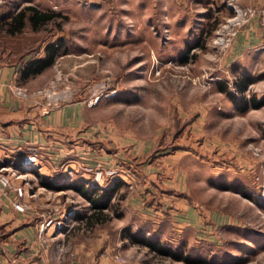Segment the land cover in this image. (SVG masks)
Masks as SVG:
<instances>
[{"label": "rangeland", "instance_id": "obj_1", "mask_svg": "<svg viewBox=\"0 0 264 264\" xmlns=\"http://www.w3.org/2000/svg\"><path fill=\"white\" fill-rule=\"evenodd\" d=\"M19 1L6 0L3 9L14 11ZM49 6L64 11L57 0H50ZM231 15L228 0H66L60 31L54 32L50 24L45 31L26 30L12 38L0 33V67L18 64L25 55H40L42 41L63 36L66 57H57L46 74L15 86L40 90L33 98L48 107L64 102L85 106L84 165H103L93 160L99 147L129 146L143 153L145 161L166 155L165 165L177 169L185 198L235 218L245 215L244 230L255 234L264 226V122L236 110L218 90L221 84L234 92L238 81L224 73V56L231 45L224 47L219 41ZM244 92L256 100L264 98V90L257 94L246 87ZM82 165L75 168L82 171ZM26 167L22 179L31 184L35 169ZM51 173L57 174V182L81 179L60 166ZM173 175L167 174L168 179ZM132 177L133 184L141 180ZM36 183L34 193L50 204L45 208L72 211L73 225L60 235L68 250L58 261L103 264L100 256L107 262L119 252L129 262L161 263L146 247L122 238L124 228L135 231V225L113 216L125 208L128 187L117 190L111 208L87 220L92 210L78 193L54 195ZM214 248L207 256L221 263L224 251ZM260 260L258 264H264V256Z\"/></svg>", "mask_w": 264, "mask_h": 264}, {"label": "crops", "instance_id": "obj_2", "mask_svg": "<svg viewBox=\"0 0 264 264\" xmlns=\"http://www.w3.org/2000/svg\"><path fill=\"white\" fill-rule=\"evenodd\" d=\"M57 1L62 7L60 9L64 10L60 12L66 15V0ZM49 2L50 0H20L19 4H45L46 9H54L49 6ZM5 3L6 0H0V6ZM238 3L258 9L264 0H238ZM263 47L264 29L258 25L257 17H253L239 29L224 56V73L228 78L247 77L251 80L247 84L249 91L257 94L264 90ZM64 57L66 51L58 56L60 59ZM16 70L17 66L13 64L0 67V165L7 161L19 164L28 148L35 147L39 154L40 169H45V172H38L43 178L57 182V174L54 176L51 172L60 166L65 171L74 168L81 179L87 181V174L75 168L76 165L80 166V162L85 163L82 159L87 158L85 155L88 153L84 128L85 106L79 102H64L48 107L44 102L34 99V96H17L14 91ZM47 71L48 68L37 76L46 74ZM263 111L262 105L258 108H248L244 112L245 115H254L255 119L264 122V118H260ZM253 112L254 114H251ZM259 112H262L261 115ZM115 149L106 150L99 147L93 160L99 159L103 166L117 168L119 172L113 180H121L123 186L128 187L125 208L120 217L127 225H135V230L141 229L147 235L153 233L172 244L181 243L185 248L196 247L200 251L208 249L210 252L207 254H212L211 249L214 247L223 249L225 257L242 258V264H258V261H261L260 258L264 256V226L260 232L249 233L244 230L245 215L235 218L226 212L208 209L201 202L189 201L184 197L185 188L179 177L177 178V169L165 165L168 161L166 155H160L153 161H145L143 153L137 154L133 148L129 149V146L125 149L120 146ZM133 164L136 166L132 171L136 174L131 172ZM167 174L174 175L168 179ZM132 175L141 180H136L138 183L133 184L136 178ZM36 181V177L30 180L31 185L18 178L12 180L11 188L0 189V264H8L13 259L28 264H66L63 260L53 258L54 249L61 242L60 235L66 231L58 233L53 227H48L43 240L37 236V224L49 211L45 207L50 204L39 195L33 198H18L14 190L17 186L34 190ZM130 182L131 186L128 184ZM41 188L54 195L66 191L51 190L43 186ZM14 201L21 202L26 209L16 210L13 207ZM254 220L263 223L257 216ZM221 228L223 232L219 231ZM156 256L160 264H184ZM105 260L104 256H100L98 261L108 264L109 261ZM71 262L73 261L69 263ZM129 263L150 264L136 260Z\"/></svg>", "mask_w": 264, "mask_h": 264}, {"label": "trees", "instance_id": "obj_3", "mask_svg": "<svg viewBox=\"0 0 264 264\" xmlns=\"http://www.w3.org/2000/svg\"><path fill=\"white\" fill-rule=\"evenodd\" d=\"M5 4L0 6V33L5 37H15L24 33L26 30L30 32H42L45 28L52 24L56 30H61V21L66 20V15L60 11H54L52 9H41L33 4H24L14 11L5 10ZM54 35V34H52ZM44 40V39H43ZM44 44L42 47V54L37 56L25 55L17 66V78L18 84H23L29 78H32L40 74L45 69L52 66L55 59L61 54L65 53L64 38L63 36H57L51 40L42 41ZM185 58L182 60L184 61ZM11 65V64H10ZM250 79L243 76L234 82V92L229 90L224 85H218V90L223 92L228 100L233 104L234 108L238 111H245L248 108H258L264 105V98L256 100L254 95L246 97L244 91L247 84L250 83ZM35 177L38 180V184L51 190H72L83 197L91 207V212L86 217L87 220H91L93 215H99L104 210L112 207L111 199L117 190L124 185L121 180H114L111 184L100 187L95 184H89L82 179L79 180H66L53 182L51 179L43 178L40 174L33 170ZM115 210V209H114ZM122 213L113 214L114 217H121ZM144 229V228H143ZM122 238L129 240L132 244H139L147 248L148 252L167 257L174 261H181L184 264H242V258H227L224 256L220 263L217 257L211 256L208 258L207 250L200 251L196 247L185 248L183 244H172L164 241L155 234L151 233L146 236L145 231L135 230L131 231L128 227L124 228Z\"/></svg>", "mask_w": 264, "mask_h": 264}, {"label": "built area", "instance_id": "obj_4", "mask_svg": "<svg viewBox=\"0 0 264 264\" xmlns=\"http://www.w3.org/2000/svg\"><path fill=\"white\" fill-rule=\"evenodd\" d=\"M228 7L231 9L232 15L229 16L225 24L222 26L220 32L219 41L220 44L224 47H229L237 35L239 29L247 24L251 18L257 17L258 25L264 29V3L258 9H255L251 6H242L238 3V0H228ZM264 49V47H263ZM15 93L17 96L22 98H27L30 96H36L40 93V90L27 92V90L14 86ZM38 153L34 148H28L27 152L23 154L22 159L19 164L10 165H0V189L4 190L6 188H11L12 180L22 178L23 168H28L26 166H33L37 172L40 170V164L37 162ZM26 165V166H25ZM32 168V169H33ZM82 172L90 176V183L98 185L100 187H105L103 185H108L114 177L118 174V169L115 167H106L97 162L95 165H82ZM75 171L74 168L68 169V172ZM76 173V171H75ZM131 186V182L128 183ZM18 198L27 196L28 198H33L36 196L33 190H26L23 186H17L14 188ZM13 207L18 211H24L26 206L21 202L14 201ZM49 210L46 214L43 215V218L37 224V236L43 240L44 235L48 227H53L55 232H65L68 228H71L73 225L72 211L66 212L61 209ZM68 250L66 243L60 242L56 245L54 249L53 258L58 260L62 257ZM8 264H28L20 262L17 259L11 260ZM70 264H78L77 262H71ZM108 264H130L127 257L119 252L113 253L110 256V261Z\"/></svg>", "mask_w": 264, "mask_h": 264}]
</instances>
